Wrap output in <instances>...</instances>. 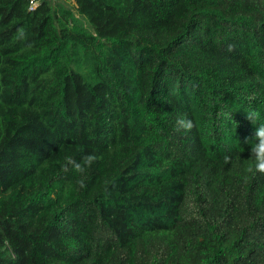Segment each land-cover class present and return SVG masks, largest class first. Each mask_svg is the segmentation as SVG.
<instances>
[{"label":"trees","instance_id":"1","mask_svg":"<svg viewBox=\"0 0 264 264\" xmlns=\"http://www.w3.org/2000/svg\"><path fill=\"white\" fill-rule=\"evenodd\" d=\"M30 1L0 0V264H264V0Z\"/></svg>","mask_w":264,"mask_h":264},{"label":"clouds","instance_id":"2","mask_svg":"<svg viewBox=\"0 0 264 264\" xmlns=\"http://www.w3.org/2000/svg\"><path fill=\"white\" fill-rule=\"evenodd\" d=\"M21 35H23V30H20ZM227 50L232 52L234 50V45L229 44ZM250 101L254 100L255 94H250L247 97ZM246 119L252 124H256L258 114L256 112H246ZM195 127V124L191 118L186 116L180 117L176 121V131H191ZM250 144L251 158H254V163L246 168V172L255 174L257 172L264 173V124L258 125L256 127L253 137L246 140ZM99 158L94 153L85 154L80 161H76L71 157H67V164L65 165V171L68 170L67 165H71L72 168L77 172L83 174L87 168H90ZM229 156H225V162L230 161ZM81 188L87 187L84 179L78 181Z\"/></svg>","mask_w":264,"mask_h":264},{"label":"built area","instance_id":"3","mask_svg":"<svg viewBox=\"0 0 264 264\" xmlns=\"http://www.w3.org/2000/svg\"><path fill=\"white\" fill-rule=\"evenodd\" d=\"M40 3V0H31L30 1V6H29V11H34L38 7Z\"/></svg>","mask_w":264,"mask_h":264},{"label":"rangeland","instance_id":"4","mask_svg":"<svg viewBox=\"0 0 264 264\" xmlns=\"http://www.w3.org/2000/svg\"><path fill=\"white\" fill-rule=\"evenodd\" d=\"M66 3H67L69 6H73V2H72V1H69V2H66ZM85 25H86L87 28H89V29L92 30V27H91V25H90L88 22H86Z\"/></svg>","mask_w":264,"mask_h":264}]
</instances>
